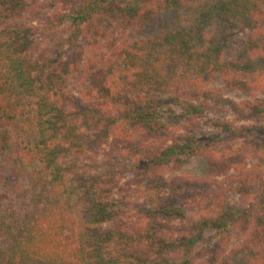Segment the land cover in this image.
Masks as SVG:
<instances>
[{
  "label": "trees",
  "instance_id": "obj_1",
  "mask_svg": "<svg viewBox=\"0 0 264 264\" xmlns=\"http://www.w3.org/2000/svg\"><path fill=\"white\" fill-rule=\"evenodd\" d=\"M170 101L253 122L201 154L255 197L175 203L163 163L207 139L158 133ZM0 264H264V0H0Z\"/></svg>",
  "mask_w": 264,
  "mask_h": 264
},
{
  "label": "rangeland",
  "instance_id": "obj_2",
  "mask_svg": "<svg viewBox=\"0 0 264 264\" xmlns=\"http://www.w3.org/2000/svg\"><path fill=\"white\" fill-rule=\"evenodd\" d=\"M159 29L158 26L149 25L139 32L138 36H154ZM112 30L117 29L112 28ZM217 85L220 86L221 84L218 83ZM225 92L239 102L251 100L241 93L230 92L228 89ZM160 111L162 117L160 121H163L165 125L158 133H162V135L167 133L170 144H185L189 142L190 138L197 139L204 134L207 139V143L201 144V148L196 155L183 158H167L163 163L164 175L170 182L171 192L175 194H173V198L176 204L190 203V199L193 202L202 201L204 197H209V191L215 189L217 182H221L226 187L224 191L229 202L233 205H240L242 202H247L246 198L255 197L257 194L255 187H242L239 183V173L241 171H252L254 169L255 162L253 160H243V156L240 154L236 156L231 166L215 165L210 168L204 154H201L212 150L219 157H226L229 152L235 151L239 144L245 142L244 130L237 133L238 128L251 126L253 125L252 121H238L234 114L227 109H209L204 114L196 113L199 115L196 120L192 121L191 116L185 114L175 101L163 103ZM156 135L157 131H153L145 136V140L153 139L152 137ZM135 149H140V145L138 148H133L132 151ZM210 172L211 176H209ZM206 175L212 180L205 184H197ZM132 179L131 174L126 175L127 182L129 180L133 181ZM193 202L189 205L190 210H196ZM190 215L189 217H192L193 213H190ZM175 223L179 228H182L184 224L182 220L175 221ZM215 236V232L207 234L210 241H213ZM236 237L238 235L235 234L230 238L231 247L237 244Z\"/></svg>",
  "mask_w": 264,
  "mask_h": 264
}]
</instances>
